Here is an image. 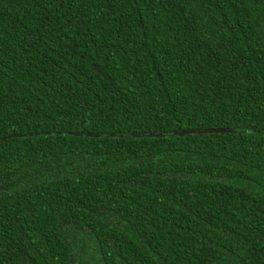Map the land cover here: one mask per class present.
<instances>
[{
    "label": "trees",
    "instance_id": "obj_1",
    "mask_svg": "<svg viewBox=\"0 0 264 264\" xmlns=\"http://www.w3.org/2000/svg\"><path fill=\"white\" fill-rule=\"evenodd\" d=\"M3 137L0 264H264V0H0Z\"/></svg>",
    "mask_w": 264,
    "mask_h": 264
},
{
    "label": "water",
    "instance_id": "obj_2",
    "mask_svg": "<svg viewBox=\"0 0 264 264\" xmlns=\"http://www.w3.org/2000/svg\"><path fill=\"white\" fill-rule=\"evenodd\" d=\"M210 132V131H215V132H224V131H231V130H226V129H214V130H211V129H205V130H202V132ZM183 132H177V134H182ZM13 135V134H12ZM6 137H8V136H6ZM4 139V137L3 138H1L0 140H3Z\"/></svg>",
    "mask_w": 264,
    "mask_h": 264
}]
</instances>
